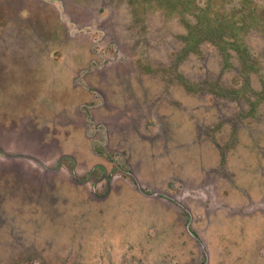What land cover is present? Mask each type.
<instances>
[{
	"label": "rangeland",
	"instance_id": "1",
	"mask_svg": "<svg viewBox=\"0 0 264 264\" xmlns=\"http://www.w3.org/2000/svg\"><path fill=\"white\" fill-rule=\"evenodd\" d=\"M253 1L0 0V264H264Z\"/></svg>",
	"mask_w": 264,
	"mask_h": 264
},
{
	"label": "flooded vegetation",
	"instance_id": "2",
	"mask_svg": "<svg viewBox=\"0 0 264 264\" xmlns=\"http://www.w3.org/2000/svg\"><path fill=\"white\" fill-rule=\"evenodd\" d=\"M43 36L44 34L40 30L24 29L19 27L18 23L8 24L0 29V51L4 52L7 49H12L16 53L14 57H21L26 62H28L27 58L34 60L36 52L48 45L46 39L42 45L41 38Z\"/></svg>",
	"mask_w": 264,
	"mask_h": 264
},
{
	"label": "trees",
	"instance_id": "3",
	"mask_svg": "<svg viewBox=\"0 0 264 264\" xmlns=\"http://www.w3.org/2000/svg\"><path fill=\"white\" fill-rule=\"evenodd\" d=\"M253 4H255V2L253 0H244V3L243 2L241 3V5L243 6V8L244 7H247L248 8L245 11H247V10L251 11L250 14H246L245 18L243 19V25L241 26V28H245L247 26L250 29L251 27L257 26L261 22V20H260V17L261 16L257 15L254 12V10L252 9V8H254L253 6H256V5H253ZM222 18H223V21H221V22H220V19L219 18H216V19H213V20L208 19L209 20L208 22L210 24L211 23L213 24V23H216V22H220V24H219L220 25L219 26L220 29L222 27H224V26H230L232 28V26L229 24L230 22H227L226 20H224L225 19L224 17H221V19ZM206 20H207V17H206ZM204 23H205V21H204ZM235 23H236V20H233L232 25L235 24ZM248 23H249V25H248ZM235 31H233L232 32V35H231L232 37H234V40H233L234 44L237 47H239L240 51L243 50L245 52V54H247L246 53L247 50L244 47L245 43H242L241 41H238L240 39V37L238 36V32H235ZM244 31L247 32L248 30L245 29ZM223 34H224L223 31L221 33H216L215 32L213 36L216 39L218 38V39H221V40L224 41ZM211 39H213V38L211 37ZM242 46H243V48H242Z\"/></svg>",
	"mask_w": 264,
	"mask_h": 264
},
{
	"label": "water",
	"instance_id": "4",
	"mask_svg": "<svg viewBox=\"0 0 264 264\" xmlns=\"http://www.w3.org/2000/svg\"><path fill=\"white\" fill-rule=\"evenodd\" d=\"M33 174L34 173L32 172V170L27 169V170L21 171L20 176H21L22 179H32L33 178ZM49 176L50 175L44 176V180L42 178V183H50L51 181H50V177ZM38 180H40V179L38 178Z\"/></svg>",
	"mask_w": 264,
	"mask_h": 264
}]
</instances>
